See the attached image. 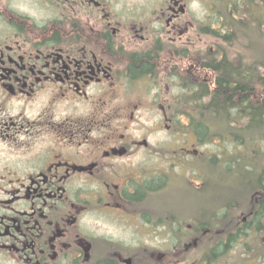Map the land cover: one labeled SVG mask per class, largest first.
Returning a JSON list of instances; mask_svg holds the SVG:
<instances>
[{
	"label": "flooded vegetation",
	"instance_id": "1",
	"mask_svg": "<svg viewBox=\"0 0 264 264\" xmlns=\"http://www.w3.org/2000/svg\"><path fill=\"white\" fill-rule=\"evenodd\" d=\"M242 22L264 34V0H0V264H219L262 234L264 166L237 221L181 127Z\"/></svg>",
	"mask_w": 264,
	"mask_h": 264
},
{
	"label": "trees",
	"instance_id": "2",
	"mask_svg": "<svg viewBox=\"0 0 264 264\" xmlns=\"http://www.w3.org/2000/svg\"><path fill=\"white\" fill-rule=\"evenodd\" d=\"M240 44L245 48L251 45ZM221 49L227 50L224 45ZM205 65L209 70L204 71L202 84L187 96L186 106L191 105L195 112L198 109L199 116L183 109L190 117L189 126L198 132L203 142L216 137L220 142L232 138L246 143L250 142V137L245 135L248 132L264 137V53L250 60L245 56L219 57L217 62L208 58ZM232 128L239 133H233ZM227 171H231L230 168ZM255 175L256 172L253 177ZM244 235L235 233L236 238Z\"/></svg>",
	"mask_w": 264,
	"mask_h": 264
},
{
	"label": "rangeland",
	"instance_id": "3",
	"mask_svg": "<svg viewBox=\"0 0 264 264\" xmlns=\"http://www.w3.org/2000/svg\"><path fill=\"white\" fill-rule=\"evenodd\" d=\"M258 8L259 6L255 8V13L259 11ZM240 26L245 30V33L240 31L242 35L240 36L239 34H236V41L230 44L228 43L227 45L223 44L224 47L230 51L236 53L241 52L243 55L245 54L244 56L247 60L252 59L257 54H263L264 34L260 35V32H255L253 24L251 29H249L250 27L243 22L240 23ZM246 35H250L252 38L250 42L251 45L248 48L240 47L241 44L239 40L242 43H247L246 41L248 38ZM247 49H250V53L247 51ZM231 56H233V54ZM182 108L189 111V113H192V115L195 114L194 116H199L198 109H196L195 112L194 107L191 105L183 106ZM211 116L212 115L206 118H210ZM189 121V116L183 117L181 124L182 129H192V127L189 126ZM231 130L235 134L239 133V131H235V128H232ZM245 135L246 138L250 137V142L240 143L236 142L237 140L234 141L232 138H227L225 139V142H220L216 137H213L208 141L205 140L203 145H201L203 155L199 159L200 163H198L200 166H203V177L208 179V181L211 179L214 181L218 179L219 184L228 185L229 183H234L236 185L237 192L235 197V211L237 221L242 218V212H247L249 207V201L239 196L243 185H245V179L250 174L253 175L258 171L259 168L264 166V137H257L255 135L253 136L250 132ZM240 164L242 166H239ZM199 165L194 164V166ZM227 168H230L231 171H227ZM176 171H179L178 167L176 168ZM188 172L190 173L191 171ZM171 198L173 204L172 207H176L188 213L195 212L197 206L201 203V200H207L205 195L203 197L192 196L190 189L185 187L182 188L181 192L172 189ZM191 216L192 215H189L187 217L188 223H190V218H192ZM205 220H208L211 223L210 217L208 219L205 218ZM188 236H191V233H188ZM223 236L224 234L221 233L219 235L220 239ZM204 238V242H211L212 234L206 235ZM237 238L235 239V242L240 243L241 247L237 248L236 250H226L224 252L225 254L221 253L222 255L220 254L219 264H264V232L262 234L249 232L247 236L238 239Z\"/></svg>",
	"mask_w": 264,
	"mask_h": 264
}]
</instances>
